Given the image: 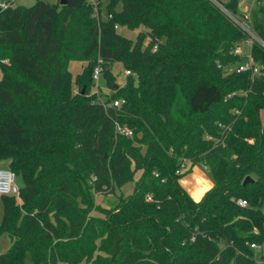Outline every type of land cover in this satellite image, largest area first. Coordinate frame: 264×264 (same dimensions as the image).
Segmentation results:
<instances>
[{
    "label": "trees",
    "instance_id": "trees-1",
    "mask_svg": "<svg viewBox=\"0 0 264 264\" xmlns=\"http://www.w3.org/2000/svg\"><path fill=\"white\" fill-rule=\"evenodd\" d=\"M239 2L108 0L104 17L102 0L0 9V164L23 182L18 199L0 195V264L264 261L250 247H264V14L250 12L252 38L222 10L243 17ZM247 39L255 73L237 69ZM71 61L85 63L75 76ZM115 62L130 71L121 85ZM199 163L213 185L195 201L179 179ZM138 171L116 206L95 202Z\"/></svg>",
    "mask_w": 264,
    "mask_h": 264
},
{
    "label": "rangeland",
    "instance_id": "rangeland-1",
    "mask_svg": "<svg viewBox=\"0 0 264 264\" xmlns=\"http://www.w3.org/2000/svg\"><path fill=\"white\" fill-rule=\"evenodd\" d=\"M0 1H2V0H0ZM45 1L52 3V2H55L56 0H45ZM219 1L223 2L224 4L227 2V0H219ZM34 2H35V0H14V5L31 6ZM107 2H108V0H102L101 11H100L101 17H104L106 14V3ZM222 10L227 15L231 14V12H229L226 8H222ZM238 10H239L238 14L244 13V14L249 15L252 10H256L258 12V14L263 15L264 14V0H240ZM117 31L121 35H123L129 39L134 40L139 29L138 30H130V29H127L126 27L119 26V27H117ZM254 37L256 38L255 35H254ZM147 40L148 39H146L145 42H147ZM251 41L252 40L247 39L244 42H241L240 44H238L237 49L239 50V54H241V56H247L250 53ZM81 64H82V62H79V61H71L69 63V71L71 72L72 75H74L77 72L78 67H80ZM233 66L234 65L226 66V69L230 70L233 68ZM112 72H113V74H115V82L117 84H120V85L123 84L125 81V70H123L120 63H118V62L114 63V65L112 67ZM72 90H73V93H76V87L75 86H73ZM91 91L94 93H102V94H109L110 93V90L108 88L103 87V86L97 87L96 85L91 87ZM259 117H260V121H261L262 125L264 126V109L260 110ZM0 167L8 168L4 164H0ZM196 168L199 171H202L209 180L211 179L203 164H201V163L196 164ZM139 175H140V171L136 172L134 174L133 181H130V182L124 184L120 189H117L115 191V193H111L108 195L95 194L94 195L95 202L97 204H99L103 207H107V208H111V207L116 206V204L119 201V198H118L119 193L121 192L124 195L131 193L133 190L134 181L136 179H138ZM184 179H182L181 181L183 182ZM15 183L18 187L22 186V184H23L20 177L15 178ZM192 195L197 196L198 194L192 192ZM262 210L264 211V206L262 207ZM1 215H2V205H1V201H0V218H1ZM8 245H9V239H8V236L4 233L0 236V253L4 252L7 249ZM25 264H36V263H34L31 259V257L29 255H27L26 259H25ZM61 264H65V263H61Z\"/></svg>",
    "mask_w": 264,
    "mask_h": 264
},
{
    "label": "built area",
    "instance_id": "built-area-1",
    "mask_svg": "<svg viewBox=\"0 0 264 264\" xmlns=\"http://www.w3.org/2000/svg\"><path fill=\"white\" fill-rule=\"evenodd\" d=\"M11 5H14V0H12V1H6V0L0 1V9H4L7 6H11ZM230 16L243 31L250 34V36L252 38H255L254 33L252 32L251 23L249 20V15L245 14L243 17H240V16L235 15V14H230ZM250 40H252V39H250ZM259 41L262 43L261 40H259ZM251 43H252V41H251ZM156 47H157V45L155 43L153 46V50H155ZM234 53L239 54V50L236 48L234 50ZM237 69L239 71L251 70L252 73L257 72V67L253 64V61L250 57V54L247 55L246 60L244 62H242L237 67ZM101 72H102V65L101 64L96 65L93 69V74H92V78L96 83L99 81ZM129 73H130V71H128V70L125 71V74H129ZM122 103H123L122 99H117V100L113 101V106L118 107ZM116 130L120 134H124L127 136L132 135V131L126 127H122V126L117 125ZM0 195H14L17 199L19 196V187L15 183L14 173L10 169L4 168V167H0ZM147 199L150 200L151 197L147 196ZM236 202L238 205H241V206H244L247 204L246 200H244V199H238ZM250 247L253 248L257 253L261 252L264 254V247L263 246H260V245L255 244V243H251ZM255 262H256V264H264V261L261 260L259 257H256Z\"/></svg>",
    "mask_w": 264,
    "mask_h": 264
},
{
    "label": "crops",
    "instance_id": "crops-1",
    "mask_svg": "<svg viewBox=\"0 0 264 264\" xmlns=\"http://www.w3.org/2000/svg\"><path fill=\"white\" fill-rule=\"evenodd\" d=\"M84 62L78 67L77 72L73 75L75 76L77 73H79L84 66ZM187 168H190L189 172L186 173L184 176H182L179 179L180 185L188 192V194L191 196V198L195 201L200 200V198L203 196V194L212 187L213 182L212 180L208 179L205 174L202 171H199L196 168V165L189 166L186 164ZM195 171V172H194ZM185 178V179H184ZM184 179L182 182L181 180ZM193 193H197V196H193Z\"/></svg>",
    "mask_w": 264,
    "mask_h": 264
},
{
    "label": "water",
    "instance_id": "water-1",
    "mask_svg": "<svg viewBox=\"0 0 264 264\" xmlns=\"http://www.w3.org/2000/svg\"><path fill=\"white\" fill-rule=\"evenodd\" d=\"M65 3H66V0H60V4H65ZM250 179L251 178L249 176H246L243 179V184H245L246 182H248ZM119 240H120V236L116 235L115 236V239H114V242H113V246H112V255H111V258H113L116 255V253H117V245H118V241Z\"/></svg>",
    "mask_w": 264,
    "mask_h": 264
}]
</instances>
